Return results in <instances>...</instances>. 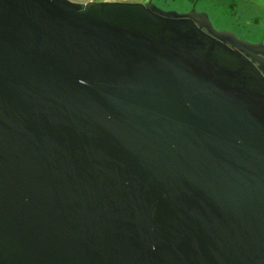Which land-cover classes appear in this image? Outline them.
Instances as JSON below:
<instances>
[{"label":"water","instance_id":"obj_1","mask_svg":"<svg viewBox=\"0 0 264 264\" xmlns=\"http://www.w3.org/2000/svg\"><path fill=\"white\" fill-rule=\"evenodd\" d=\"M0 264H264V43L0 0Z\"/></svg>","mask_w":264,"mask_h":264},{"label":"rangeland","instance_id":"obj_2","mask_svg":"<svg viewBox=\"0 0 264 264\" xmlns=\"http://www.w3.org/2000/svg\"><path fill=\"white\" fill-rule=\"evenodd\" d=\"M134 1V0H133ZM166 10L186 12L191 8L190 0H151ZM196 9H207L216 29H230L249 42L264 43V5L255 0H201Z\"/></svg>","mask_w":264,"mask_h":264},{"label":"crops","instance_id":"obj_3","mask_svg":"<svg viewBox=\"0 0 264 264\" xmlns=\"http://www.w3.org/2000/svg\"><path fill=\"white\" fill-rule=\"evenodd\" d=\"M81 1H85V0H81ZM127 1H133V0H127ZM134 1H141V2H144V1H147V0H134ZM191 1V0H190ZM195 1V2H194ZM205 1V0H204ZM257 3H259L260 5H264V0H255ZM199 4H202L201 0H192L191 1V6L195 5V8L197 7V5ZM207 4L213 6L211 3H210V0H208ZM203 12L207 13L208 14V17L210 19V13L207 9H202ZM211 21V19H210ZM212 22V21H211ZM230 30V29H228ZM233 31V30H232ZM234 32V31H233ZM235 33V32H234ZM239 37V36H238ZM240 38H243V37H240ZM244 39V38H243Z\"/></svg>","mask_w":264,"mask_h":264},{"label":"flooded vegetation","instance_id":"obj_4","mask_svg":"<svg viewBox=\"0 0 264 264\" xmlns=\"http://www.w3.org/2000/svg\"><path fill=\"white\" fill-rule=\"evenodd\" d=\"M195 2V1H194ZM226 30H228V29H226ZM237 36V35H236Z\"/></svg>","mask_w":264,"mask_h":264}]
</instances>
